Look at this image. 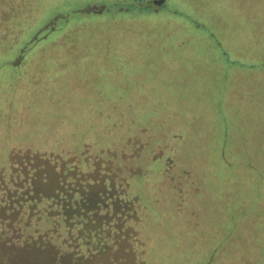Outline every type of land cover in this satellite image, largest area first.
<instances>
[{
  "label": "rangeland",
  "instance_id": "1",
  "mask_svg": "<svg viewBox=\"0 0 264 264\" xmlns=\"http://www.w3.org/2000/svg\"><path fill=\"white\" fill-rule=\"evenodd\" d=\"M28 184L99 216L0 264H264V0H0V200Z\"/></svg>",
  "mask_w": 264,
  "mask_h": 264
},
{
  "label": "trees",
  "instance_id": "2",
  "mask_svg": "<svg viewBox=\"0 0 264 264\" xmlns=\"http://www.w3.org/2000/svg\"><path fill=\"white\" fill-rule=\"evenodd\" d=\"M21 157L27 158L26 161L21 162L20 164H15L19 167H26L28 169L32 170L31 177L37 178L38 175L47 173L46 169L50 168V163L52 164L53 157H45L42 154H23ZM54 159V158H53ZM56 159V158H55ZM54 159V160H55ZM17 171H13V173H16ZM71 173V176L73 174H76L74 167L69 168V172ZM27 189L23 192H20L19 190H15L13 194H10L6 197L1 198L0 203L4 202H10L11 204H24L27 203L28 208L21 211L19 208H13L10 209L7 213H1L0 212V220L4 222V230L0 232V238L7 234H17L15 236L16 239H19L22 236V232H25V229L29 227L31 219L39 222L42 219L46 220H52L53 222H63L66 226L67 230H71L74 227L75 222L84 221L86 223L87 221H93V218H86L89 217L88 215L92 212L98 211L97 208L88 207L86 205L85 200L82 199L81 203L83 206H79V201L76 199V195H72L71 198L65 196V200H61L64 197H60V194L56 195H50L48 197H44L38 192H34L31 188L32 184H28ZM19 192V193H18ZM99 197H96L99 202L103 201V195H98ZM14 197V198H12ZM94 198V199H96ZM10 199V200H9ZM13 200V201H11ZM44 201L42 206H37L36 204ZM94 201V200H93ZM37 206V207H36ZM58 206L59 208H55ZM35 209V210H34ZM96 216L98 215V212H96ZM78 218V219H77ZM10 223V224H9ZM8 224V225H7ZM18 227V228H16ZM96 230V229H94ZM94 230H89L94 231ZM14 237V236H13ZM5 243H9L10 241H3ZM4 243V244H5Z\"/></svg>",
  "mask_w": 264,
  "mask_h": 264
},
{
  "label": "water",
  "instance_id": "3",
  "mask_svg": "<svg viewBox=\"0 0 264 264\" xmlns=\"http://www.w3.org/2000/svg\"><path fill=\"white\" fill-rule=\"evenodd\" d=\"M160 1H161V0H153V3H154L155 5H159V4H160Z\"/></svg>",
  "mask_w": 264,
  "mask_h": 264
}]
</instances>
